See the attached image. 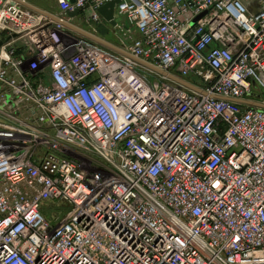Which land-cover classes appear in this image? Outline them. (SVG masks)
<instances>
[{
	"label": "built area",
	"instance_id": "2783aa9c",
	"mask_svg": "<svg viewBox=\"0 0 264 264\" xmlns=\"http://www.w3.org/2000/svg\"><path fill=\"white\" fill-rule=\"evenodd\" d=\"M56 3L0 0V264H264V0Z\"/></svg>",
	"mask_w": 264,
	"mask_h": 264
},
{
	"label": "crops",
	"instance_id": "0c3cea01",
	"mask_svg": "<svg viewBox=\"0 0 264 264\" xmlns=\"http://www.w3.org/2000/svg\"><path fill=\"white\" fill-rule=\"evenodd\" d=\"M25 1L31 8L48 15L50 17H56L59 15V8L57 6L56 0H23ZM247 7V6H246ZM248 11L251 14L256 13L259 10V0H252L251 4L247 7ZM89 15L88 12H84L74 17L72 20V25L75 29L81 30L80 32L91 34L94 38L103 40L109 46H111L113 51H117L116 47L120 46L122 43L117 37L116 33L111 34L114 38V41H109L107 36H102L100 31L104 27H108L112 25L109 20L113 19L115 21L123 23V18L117 14V10L114 4L107 5L100 9L99 17L100 23L96 26H90L85 24V18ZM103 27V28H102Z\"/></svg>",
	"mask_w": 264,
	"mask_h": 264
},
{
	"label": "rangeland",
	"instance_id": "374dc122",
	"mask_svg": "<svg viewBox=\"0 0 264 264\" xmlns=\"http://www.w3.org/2000/svg\"><path fill=\"white\" fill-rule=\"evenodd\" d=\"M238 1H240L241 4L244 5V7H246V6L248 7L251 4V1L252 0H238ZM109 22L110 23L112 22V25L111 26H108L106 28L105 27L104 28L102 27L103 29H101V31H100L101 35L102 36H107L109 41H114V38H113V36L111 34H114L115 33V29H116L115 25H118L119 27H123V28H126V29L128 28L127 23L125 22V20L123 21V23L118 22V21H115L114 19H113V21L112 20H109ZM253 91L256 94H260V93L264 92V90L261 89V88H259V86H254L253 87ZM77 154L78 155L73 156L74 159L78 163H80L83 166V168L85 170H87L89 173H91L92 175H93V173L96 174V172H98V171L101 172L103 170V168L101 166L102 164L96 158L90 157L87 154H84L82 152H79ZM47 204L49 205L50 203H47ZM59 209L61 210V208H59ZM56 211H58V210H56ZM47 213L51 214V211L48 210ZM48 219H50V218L48 217Z\"/></svg>",
	"mask_w": 264,
	"mask_h": 264
},
{
	"label": "water",
	"instance_id": "95a60500",
	"mask_svg": "<svg viewBox=\"0 0 264 264\" xmlns=\"http://www.w3.org/2000/svg\"><path fill=\"white\" fill-rule=\"evenodd\" d=\"M70 3H73V0H69ZM204 14H201L200 16H198L197 18H195L193 20V22L191 23V26H194L200 19L201 17L203 16ZM90 39H92L93 41H95L96 43L100 44L101 46L105 47V48H108V49H113L111 46H109L108 44H106L105 42L97 39V38H94V37H89ZM114 50V49H113Z\"/></svg>",
	"mask_w": 264,
	"mask_h": 264
}]
</instances>
